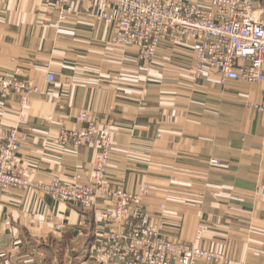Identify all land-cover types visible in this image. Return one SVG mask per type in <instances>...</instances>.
Instances as JSON below:
<instances>
[{
    "label": "crops",
    "instance_id": "crops-1",
    "mask_svg": "<svg viewBox=\"0 0 264 264\" xmlns=\"http://www.w3.org/2000/svg\"><path fill=\"white\" fill-rule=\"evenodd\" d=\"M54 1L0 0V72L19 68L45 93L30 97L20 125L27 138L13 162L32 188L0 193V264H32L35 246L77 242L88 228L91 243L96 213L37 189L76 172L90 182L96 146L56 144L60 126L81 130L75 117L83 111L118 133L110 185L128 192L146 185L143 207L161 218L167 239L189 244L200 229V246L229 260L209 264H264V115L249 106L264 85H222L212 71L195 77L187 40L162 43L151 61H140L134 48L111 43V28L87 14V3L56 28ZM194 2L209 8V0ZM255 9L264 14V0ZM19 99L0 96V149L3 132L18 123Z\"/></svg>",
    "mask_w": 264,
    "mask_h": 264
},
{
    "label": "built area",
    "instance_id": "built-area-1",
    "mask_svg": "<svg viewBox=\"0 0 264 264\" xmlns=\"http://www.w3.org/2000/svg\"><path fill=\"white\" fill-rule=\"evenodd\" d=\"M109 26L110 41L116 47H132L140 61H151L162 43L180 45L191 43L195 61V77L215 72L219 82H242L264 85V14L257 13L255 0H209V8L196 5L194 0H55V27L82 13ZM54 76L47 74L45 84H52ZM19 95L16 126L3 132L0 149V193L10 190H29L31 183L17 173L13 163L19 147L27 138L20 128L32 95L44 92L31 79L23 77L19 68L0 72V96ZM249 106L264 115V88L258 101ZM49 122L52 117H48ZM75 121L81 130H67L60 126L56 144L62 150L80 146H96L97 154L87 184L80 182L79 173L67 180L52 177L48 184L37 189L58 202L92 210L98 217L87 258L93 264H209L227 263L222 253L200 246L198 229L189 244L172 241L164 235L161 218L148 214L143 207L147 186L128 192L110 185L107 166L116 131L101 125L95 114L83 111ZM218 165L217 160H210ZM264 198V190L259 193ZM99 202L109 205L100 208ZM161 209L164 206L160 207ZM62 225L56 223L54 231ZM2 230L0 227V238Z\"/></svg>",
    "mask_w": 264,
    "mask_h": 264
},
{
    "label": "rangeland",
    "instance_id": "rangeland-1",
    "mask_svg": "<svg viewBox=\"0 0 264 264\" xmlns=\"http://www.w3.org/2000/svg\"><path fill=\"white\" fill-rule=\"evenodd\" d=\"M84 239L74 243L56 244L52 242L47 247L37 245L32 264H93L87 258V248L91 234L89 228Z\"/></svg>",
    "mask_w": 264,
    "mask_h": 264
}]
</instances>
